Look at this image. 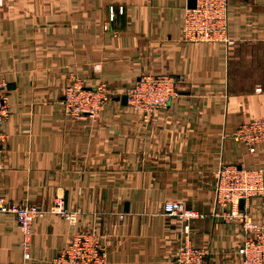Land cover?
<instances>
[{
	"label": "crops",
	"instance_id": "1",
	"mask_svg": "<svg viewBox=\"0 0 264 264\" xmlns=\"http://www.w3.org/2000/svg\"><path fill=\"white\" fill-rule=\"evenodd\" d=\"M187 6L0 0V80L12 109L0 196L79 210L74 223L55 212L36 218L28 260L18 221L0 213V264H52L71 233L87 228L106 235L110 264H175L184 222L165 212L168 200L204 214L189 224L192 243L208 250L205 264H241L243 230L213 216L214 170L221 162L264 168V144L250 152L234 136L264 117V0H230L231 46L186 40ZM160 72L176 76L178 95L146 121L121 98L140 76ZM73 79L108 86L97 120L65 118ZM247 209L264 223V196Z\"/></svg>",
	"mask_w": 264,
	"mask_h": 264
},
{
	"label": "built area",
	"instance_id": "2",
	"mask_svg": "<svg viewBox=\"0 0 264 264\" xmlns=\"http://www.w3.org/2000/svg\"><path fill=\"white\" fill-rule=\"evenodd\" d=\"M229 4L230 0H197L195 7L187 6L184 38L196 44L223 41L234 45L236 40L229 36ZM115 18V9L111 7L110 19ZM105 27L108 28V25ZM176 83V76L170 73L144 74L126 92L128 103L136 112L144 115V120L149 121L157 110L166 108L178 95ZM7 86V82L0 80V154L7 138L3 125L12 111ZM109 99L110 92L105 83L86 86L82 80L73 79L64 88L61 101L64 116L68 120H78L88 115L97 120ZM234 136L250 152H255L264 144V117L241 124ZM214 178L216 209L213 216L237 223L243 230L244 237L237 248L241 264H264V223L247 209L251 198L264 196V168H247L234 162H221L214 170ZM241 200H244L243 208L240 206ZM164 210L184 222V236L177 248L175 264H205L208 250L192 243L189 224L204 214L195 208L186 207L178 200L166 201ZM48 212L58 213L74 223L79 210L66 209L60 199L48 210L29 200L13 202L0 196V213L12 214L18 221L25 260L32 256L34 221ZM120 218H124L123 213ZM51 263L110 264L106 235L96 228L72 232L68 243Z\"/></svg>",
	"mask_w": 264,
	"mask_h": 264
},
{
	"label": "water",
	"instance_id": "3",
	"mask_svg": "<svg viewBox=\"0 0 264 264\" xmlns=\"http://www.w3.org/2000/svg\"><path fill=\"white\" fill-rule=\"evenodd\" d=\"M197 3V0H188V6L189 7H195ZM123 102H127L128 101V96L127 94L123 95L122 98ZM240 206L243 208L244 207V200H241L240 202Z\"/></svg>",
	"mask_w": 264,
	"mask_h": 264
}]
</instances>
